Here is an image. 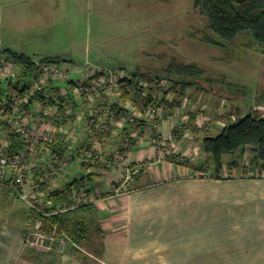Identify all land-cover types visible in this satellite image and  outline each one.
Returning <instances> with one entry per match:
<instances>
[{
  "label": "crops",
  "instance_id": "0c3cea01",
  "mask_svg": "<svg viewBox=\"0 0 264 264\" xmlns=\"http://www.w3.org/2000/svg\"><path fill=\"white\" fill-rule=\"evenodd\" d=\"M14 70L18 73L20 69ZM258 83L264 85V78L260 77ZM173 93L175 97L176 93ZM182 98L177 94L175 101ZM66 99L64 109L72 108V114L63 118L65 128L55 134L68 146L78 148L88 134L86 128L79 127L84 124L80 123L82 113L76 109L77 97L69 95ZM194 101L191 95L188 106L193 111ZM82 105L85 115L88 109L84 103ZM260 107L264 108V105ZM252 108L244 113L239 106L235 111L223 113L226 116L224 119L236 112L230 115V120L234 121L236 117L255 110L256 106ZM201 113L187 122L188 134L196 133L197 128L192 124L204 117V112ZM183 117L182 114V120ZM180 123L177 115L161 121V127L163 132L168 133L171 127ZM148 124L146 120L143 122L139 134L125 124L114 128V133L105 135L103 139V155L106 157H113L123 150L126 137L131 141L126 157L136 172L127 196L114 197L108 191L110 183L121 176L120 168H110L105 180L98 169L87 175L90 187L95 189L99 186L102 192L99 200L92 204L91 214L93 222L102 232L100 254H88L91 260L84 262L70 252L71 245H75L73 243H68L62 252L55 251L53 246L28 244L32 228L28 207L0 186V264H264V173L260 174L257 167H250L248 174H243L245 170L237 174L239 170H234L238 166L228 167L230 157L226 156L218 175L208 170L209 175L206 176H174L173 172L180 171V166L169 167L159 157V148L150 143L146 133ZM215 126L218 128L214 127L213 132H206L205 135L217 134L222 126ZM209 127L208 121L205 128ZM0 143H8L4 131L0 133ZM68 151L71 152L68 156L67 152L61 156L64 170L56 183L57 189L65 190L64 194L74 188L68 190L66 184L77 179L68 169V162L72 163L77 153ZM51 158V155L47 156L48 160ZM148 160L151 167L145 166ZM46 165V160H35L33 180L38 178V171ZM227 170L233 173L227 174ZM70 241L69 238L67 242Z\"/></svg>",
  "mask_w": 264,
  "mask_h": 264
},
{
  "label": "rangeland",
  "instance_id": "374dc122",
  "mask_svg": "<svg viewBox=\"0 0 264 264\" xmlns=\"http://www.w3.org/2000/svg\"><path fill=\"white\" fill-rule=\"evenodd\" d=\"M204 32L212 33L209 20L194 6V0H0V58H9L4 51L6 48L25 53L34 64L47 61V58H64L66 61L57 63L69 74L70 81H56L60 88L67 89L74 82H82L87 63L128 76H158L154 84L147 86L158 96L164 89L161 90L157 82L164 79L163 74L171 60L197 63L205 76L215 79L212 83L201 81L204 89L193 85L187 88L185 95H189V101L193 96L192 106L196 104L194 107L198 110L193 111L187 99L177 114L181 120L182 114L187 117L175 125L177 130L174 132L171 127L170 139L165 138L167 145L164 142V150H159V157L166 161V165L180 166V171L173 172L174 176L209 175L214 168L211 159L201 150V136L218 128L215 125L219 121L224 123L226 116L223 113L235 111L239 106L244 113L253 106L262 110L260 106L264 105L261 96L264 85L258 83L260 77L264 78V55L243 45H229L222 49L207 44L201 40ZM21 66L19 64L16 68ZM22 72V69L15 72L18 75L13 78L14 82L23 77ZM32 75L33 70L28 71L23 81H31ZM169 77L175 78H165L166 91H173ZM147 87L143 90L146 91ZM177 94L179 91L175 97ZM77 102L76 109L82 113L80 123L84 124L79 127L86 128L85 107L78 97ZM193 112L198 115L204 112L211 128L198 130L197 122H193L197 131L188 134L187 122L192 119ZM186 128V134H181ZM66 152L67 156L71 153ZM247 155L248 152L239 156L238 168L234 170H239L237 174L243 170V174H248L247 170L252 167ZM80 162L78 156L72 163L68 162V169L77 179L86 175L88 170L96 169L92 162L85 167ZM145 166L151 167L150 160ZM109 169L106 173L98 171L104 180L108 179ZM228 170L227 174L233 173ZM257 171L264 173V167ZM121 173L124 175L123 171ZM95 189L99 191L100 187Z\"/></svg>",
  "mask_w": 264,
  "mask_h": 264
},
{
  "label": "built area",
  "instance_id": "2783aa9c",
  "mask_svg": "<svg viewBox=\"0 0 264 264\" xmlns=\"http://www.w3.org/2000/svg\"><path fill=\"white\" fill-rule=\"evenodd\" d=\"M18 66L19 64L10 57L0 58V91L7 94L9 119L15 132L21 137L19 146L12 153L8 150L7 144L0 143V186L22 200L28 207L29 216L32 218L28 244L53 246L62 252L69 240L67 234L57 224L46 230L44 219L95 204L101 197V192L90 187L86 174L69 193L62 194L59 198L48 196L50 190L57 189V178L64 170L62 158L52 156L51 159H47L49 146L56 139V131L65 128L63 118L72 114V108L60 110L59 98L73 95L86 105L88 109L87 114L85 113L88 125L86 133L91 136L92 142L89 146L83 147V151L88 158L92 157L91 162L95 164V168L104 173L109 168H120L123 171L124 175L110 183L108 187V191L114 197L129 194L136 170L131 167L126 157L131 145L130 139L127 137L124 139L123 150L113 157H106L102 152L104 136L114 133V128L125 124L139 134L142 130L139 119L142 118L149 123L146 133L150 143L162 151L165 138L170 139L171 131L163 132L161 121L177 116L179 108L184 107L188 98L184 96L175 102L173 91H166L167 83L162 79L157 82L158 87L164 89L161 97L154 95L152 101L139 108L131 101H123L120 98L123 92L120 83L124 75L122 72L87 63L82 82H74L65 89L58 87L56 81L69 82V74L61 69L57 62L43 61L35 64L31 81L18 79L14 82L13 78L18 75L14 69ZM19 69H22V66ZM147 86L144 78L138 80L137 88L140 95H145L143 87ZM114 103L118 104V112L113 114L109 106ZM257 108L255 111L264 116V109ZM184 116L183 119L187 117ZM77 119H80L79 116ZM206 119L200 117L196 121L198 129L206 127L208 122ZM218 125L224 127L226 124L225 121L224 123L219 121ZM183 132L186 134L187 128ZM165 143L167 145V142ZM36 159L46 160L47 165L38 171L39 179L33 180Z\"/></svg>",
  "mask_w": 264,
  "mask_h": 264
},
{
  "label": "trees",
  "instance_id": "16d2710c",
  "mask_svg": "<svg viewBox=\"0 0 264 264\" xmlns=\"http://www.w3.org/2000/svg\"><path fill=\"white\" fill-rule=\"evenodd\" d=\"M194 6L199 9L200 13L207 16L212 31L211 34L204 32L201 36L202 41L222 49L228 48L229 45H243L264 55V0H194ZM4 51L8 53L12 60L22 65L23 72L21 74H23V77L28 71L35 69L34 62L25 53L15 52L10 49H5ZM46 60L50 62L66 61L64 58H47ZM165 71L166 73L163 74L164 79L168 76L175 77H169L172 81L170 89L175 93L179 91L181 96H184L185 90L192 85L204 89L205 87L201 81L212 83L215 80L210 76H205L204 70L194 62L184 63L171 60ZM137 76L123 75L120 79L123 91L120 98L123 101H131L134 106L140 108L152 101L154 94L151 88L147 87L146 94L140 95L139 88H137L139 77H144L147 84H154L153 82L158 76L156 78L144 76L143 74ZM23 77H20L21 81H23ZM6 95L3 91H0V101L3 102V104H0V133L4 131L6 134L7 147L12 153L19 146L21 137L15 132L10 122ZM59 99L61 100L59 108L63 110L66 105L64 102L67 99L63 97ZM109 107L111 113L118 112L117 103ZM191 115V118H196L198 113L193 112ZM230 115L225 120L226 125L217 134H207L201 140V150L211 159L214 168L213 172L217 175L221 173L226 156L230 157L227 166L237 167L239 165V156L246 154V152H248V164L257 168L264 167V116L252 110L246 115L238 116L234 121H231ZM139 120L141 124L145 121L142 118ZM176 128L174 127L172 132L177 130ZM89 136L82 142V149L80 147L74 148V145L70 147L56 138L49 146V155L62 158L61 156L65 155L66 151L70 149L80 157L82 166H88L92 157L88 158L85 155L83 147L91 144L92 139ZM91 173L92 171L88 170L87 175ZM78 181V179H74L68 185L66 184L67 189H71ZM64 193H66L64 189H55L49 191V196L59 198ZM92 213L93 207L90 204L44 219L46 230H50L52 225L57 224L67 234L71 240L67 244H75L71 245L70 252L84 262H90L91 257L88 254L96 256L102 251V232L93 222ZM67 244L66 247L69 245ZM76 246L83 249L86 247L90 250H82ZM54 250L57 251L56 249Z\"/></svg>",
  "mask_w": 264,
  "mask_h": 264
}]
</instances>
